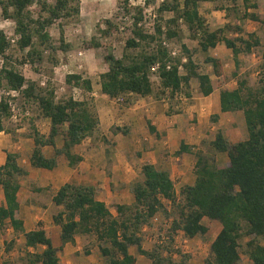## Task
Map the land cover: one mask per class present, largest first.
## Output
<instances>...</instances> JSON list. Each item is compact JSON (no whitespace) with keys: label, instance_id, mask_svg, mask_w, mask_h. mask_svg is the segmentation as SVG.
Segmentation results:
<instances>
[{"label":"trees","instance_id":"16d2710c","mask_svg":"<svg viewBox=\"0 0 264 264\" xmlns=\"http://www.w3.org/2000/svg\"><path fill=\"white\" fill-rule=\"evenodd\" d=\"M202 1L210 0H163L158 12L171 11L173 15L164 22L155 23L153 31L142 24L144 13L142 8H138L134 16L133 36L126 40L125 49L139 48V52L134 55L125 52L122 57L106 54L104 60L108 69L100 74L97 84L102 93L111 98L128 94H154L157 98L176 102L180 93L192 96L191 83L195 78L199 82V91L207 96L223 85L225 76L224 61L211 55V49L223 43L232 51L235 64L233 76L238 77L241 55L253 53L258 48L261 64L257 84L250 85L247 78H239L236 88L220 90L223 112H243L247 138L230 142L225 132L218 129L215 138L208 142L215 152L228 154L226 166L218 165L214 155L201 149L195 151L193 146L182 142L176 155L185 152L196 155V180L193 184L183 185L179 193L169 170L159 169L152 163L143 164V178L132 186L134 202L115 204L116 214L105 201L97 198L95 185L65 183L53 195L54 203L62 206L53 216L54 222L61 227L59 246L54 245L41 223L37 228L26 231L24 220L19 215L18 192L20 180L30 172L20 164L19 153L8 151L5 163L0 165V192L4 195V202H0V227L9 224L17 237H24L27 248L35 249L28 252V264H61L65 245L75 244L76 237L80 235L96 237L105 264H137V256L131 251L133 247L148 258L150 264H191L193 255L176 247L175 236L180 231L190 239L206 235L209 226L204 223L205 218L218 220L222 226L210 245L205 264H243L244 253L254 264H264V36L255 31L246 33L243 25L247 18L262 23L264 20L259 13L249 11L258 8V2L242 0L245 12L236 23H226L212 29L201 13ZM232 1L235 5L239 0ZM123 3L128 8L131 0H123ZM0 13L15 24L22 63L42 64L46 55L53 63H58V50L67 51L70 47L65 43L63 20L80 15L81 0H0ZM57 21L60 27L58 46L49 31ZM181 21L190 35L198 39V46L191 47L183 42L178 54L173 55L171 46L164 42L181 40ZM105 23L106 28L99 26L97 29L102 36L111 34L114 27L109 19ZM88 45L97 48L101 43L94 35ZM11 46L12 40L0 27V57L4 60L0 68V86L5 82L8 88L20 90L37 103L41 116L51 119L47 136L37 127L32 128L35 147L30 155L31 165L55 168L58 165L57 157H46L42 148L45 145L55 146L56 139L62 137L64 144L61 148L55 147L56 156L63 154L70 166H76L83 158L74 152V148L99 129L98 111L91 104L93 97L76 99L71 95L57 101L53 89L27 79L9 63L13 57L9 54ZM198 52L205 55L204 60L211 64L215 77L201 71L196 61ZM156 63H159V68L153 72L152 67ZM153 74L158 76V91ZM66 83L69 87H80L89 93L94 89L93 79L77 72L67 74ZM10 116V105L2 97L0 132L7 130L5 119ZM218 117L217 114L211 116L213 121ZM148 123L150 130L155 132V127ZM113 130L128 133L125 127H113ZM166 200L171 208H168ZM159 213L172 217L169 234L147 249L143 245L142 231ZM245 238L248 240L244 245ZM14 244V239L9 242L8 252ZM85 253L90 254L91 250L85 249ZM2 264L10 262L5 260Z\"/></svg>","mask_w":264,"mask_h":264},{"label":"crops","instance_id":"0c3cea01","mask_svg":"<svg viewBox=\"0 0 264 264\" xmlns=\"http://www.w3.org/2000/svg\"><path fill=\"white\" fill-rule=\"evenodd\" d=\"M222 44L211 49L210 53L221 58L225 63L224 57L215 52L221 48ZM228 53L233 57L232 51ZM229 64H224L225 76L221 87L215 88L207 96L192 94L187 99L178 98L181 101L177 103L168 98H157L154 94L147 96L128 94V105L120 106L115 102L116 97H109L102 93L100 86L95 88L94 85L91 95L94 96L98 111L99 128L103 136L115 143L114 150L109 148L108 144L101 142L98 143L97 151L93 141L96 137L94 134L89 135L74 148V152L81 155L83 159L73 167L69 165L65 155L56 156L55 147L61 148L64 144L62 137L56 139L55 146L45 145L42 148L46 157H57L58 160L55 168L47 169L31 165L30 155L35 147L31 133L25 137L14 138L8 130L0 132V165L5 163L8 151L17 152L20 154V164L30 172L28 176L20 180L21 187L18 192L19 215L24 220L26 231L37 228L41 223L49 235L53 233L50 236L54 245L61 244V227L54 222L53 216L62 209V206L54 203L53 195L65 183L95 185L97 198L105 201L109 207V203L116 198L117 203L121 204L134 202L132 186L135 181L143 178L142 166L145 163H152L159 169L169 170L178 193L183 185L193 184L196 180L197 157L189 152L176 155L182 142L193 146L195 150H205L203 144L211 142L218 129L225 132L230 142L245 139L248 135L242 111L223 112L221 110L220 90L234 89L238 86L237 76H233L235 66L228 72L226 67ZM211 77L213 78L214 75L211 74ZM213 114L219 116L216 121L211 118ZM36 122L38 130L47 136L51 129V119L40 116ZM148 122L155 127V132L150 130ZM119 126L128 128V133L113 130V127ZM245 131L246 135L240 137L239 135ZM123 141L126 142L123 143ZM214 156L220 166H226L229 162L226 152H216ZM0 202H4L3 192H0ZM205 219L204 223L208 225ZM212 223L216 225V232L209 239L210 245L222 227L218 220H213ZM8 230L14 232L13 228L8 227ZM94 237L77 236L76 243H67L63 252H80L82 247L79 242L91 239L95 241L96 249L92 248L87 256H92L94 251L101 254ZM136 256L137 264L139 261H142V264H150V260L145 256L140 254ZM246 256L249 259L248 264H254L250 257ZM89 263L97 264L92 259ZM99 264H105V260Z\"/></svg>","mask_w":264,"mask_h":264},{"label":"rangeland","instance_id":"374dc122","mask_svg":"<svg viewBox=\"0 0 264 264\" xmlns=\"http://www.w3.org/2000/svg\"><path fill=\"white\" fill-rule=\"evenodd\" d=\"M53 1V0H50ZM163 0H131V4L128 8L124 7L123 0H81V13L79 16L64 19L63 24L65 28V43L69 44L70 47L67 51L58 50L57 56L59 58L58 63H53L48 55L45 56V60L42 64L32 65L30 62L22 63L23 57L21 51L17 46V39L15 42L12 41V46L9 50V54L12 57L9 63L17 67L29 80H34L39 82L42 87H50L55 92V99L57 101L66 98L68 96H73V91L75 88L80 87H69L66 83L67 74L72 72H77L83 74L84 77H91L94 81L95 88H99L97 81L100 79V74L107 71L108 65L104 60V56L108 53H112L117 57H122L125 52L134 55L139 52V48H130L128 51L125 49L126 40L133 36L132 30L134 28V16L137 15L138 8L143 9L144 20L142 24L149 31L154 30L155 23L164 22L165 19L171 17L173 13L171 11H165L163 13L158 12V7ZM172 2L173 0H168ZM182 2V0H180ZM258 2V8H251L249 11L258 12L264 20V0H254ZM34 9L36 6L33 7ZM201 13L207 18V23L212 29H217L224 26L226 23L234 24L238 21V18L244 14L245 8L243 6L242 0H239L237 4L234 5L232 0H210L201 2ZM111 20L114 24L113 31L107 36H102L97 29L99 26L101 28H106V20ZM245 25L246 33L255 31L259 35L264 36V23L261 21H253L251 19H245L243 21ZM0 27L7 33L11 38H16L15 24L9 19H5L0 13ZM51 36L54 43L58 46L60 44V27L59 22L55 23L49 28ZM96 35L100 47H90L88 44L92 36ZM185 42L191 47L198 46V39L193 38L190 35L188 28L181 21V40H171L169 42L171 48H180V44ZM215 52L219 56L224 57L225 63H230L226 67L227 71L230 72L231 67L235 66L233 63V57L228 55V48L222 44ZM79 52H82L80 55ZM228 58V60H226ZM242 65L240 70L239 78H247L250 85H256L258 82V69L261 64V52L259 49H255L253 53L242 54ZM205 55L202 52L196 54V61L201 67V71L209 72L213 74V68L211 64L205 62ZM233 60V61H232ZM4 63L3 58L0 57V68ZM61 64H66L67 69H63ZM81 64L82 67L78 68ZM71 71V72H70ZM183 72L185 70L183 69ZM215 77V76H214ZM155 82V88L158 91V76L156 74L152 75ZM45 82L44 84L42 82ZM199 82L197 79H192L191 83V94H202L199 89L197 90ZM78 99H83L86 97H93L91 104L95 106L94 96L91 93L84 91L82 88ZM0 90H8V86L4 82L0 86ZM193 92V93H192ZM184 94V93H182ZM124 101L115 102L120 105H128L129 95H123ZM176 103L180 102V99L175 100ZM27 106L31 110V115L21 116L22 118L15 119L9 117L5 119V127L10 131L12 137H25L27 134L32 132L33 127H37V119L41 116L37 103L28 99L22 92L18 99V107L25 108ZM96 107V106H95ZM21 111V110H20ZM12 114V111H11ZM227 121V120H226ZM246 124V123H245ZM126 126V125H125ZM124 126V127H125ZM126 128V127H125ZM247 131V128H246ZM246 131L239 136L242 137L246 135ZM96 137L93 141L97 149L99 150L98 143L104 142L108 144L109 148L114 150L115 143L107 139L102 135L100 128L93 133ZM248 134V131H247ZM248 135H246L247 137ZM231 137V135H230ZM237 139V138H236ZM126 141H123L125 143ZM204 152L210 155H215L216 152L211 148L209 143H204ZM103 147V146H102ZM199 149H196L197 151ZM114 200V199H113ZM117 198L110 202L109 205L113 212L116 214L115 204H117ZM168 208L170 207V202L165 201ZM171 208V207H170ZM172 217L168 218L161 213L157 214L150 225H146L142 231L144 241L143 245L147 249H151L156 243L159 242L161 238L167 237L169 234V228ZM205 222L209 225V231L206 235H199L192 239L187 238L182 231L178 232L175 236L176 247L181 248L183 251L189 252L193 255L191 264H205V259L209 257L210 253V237L216 232V225L205 219ZM12 228L9 224L0 227V264L3 261H9L10 264H28L27 255L29 251H35L33 248H27L25 246V240L23 236L17 237L15 233L11 230ZM50 235H53L51 233ZM96 237H94L95 239ZM15 240L13 248L8 252L7 246L11 240ZM7 240V243L6 241ZM243 244L245 245L246 240L244 239ZM59 242V241H58ZM82 249L79 252L69 251L61 253V264H90L89 261L92 259L93 262L103 263V255L97 253V251L92 252V256L88 257L85 253V249H96L95 241L87 239V241L79 242ZM245 247V246H244ZM131 251L136 255H139L137 248H131ZM99 252V251H98ZM247 254H243L242 262L243 264H248ZM138 264H142L139 261Z\"/></svg>","mask_w":264,"mask_h":264},{"label":"built area","instance_id":"2783aa9c","mask_svg":"<svg viewBox=\"0 0 264 264\" xmlns=\"http://www.w3.org/2000/svg\"><path fill=\"white\" fill-rule=\"evenodd\" d=\"M16 39H17V36H16V38H11V40L13 42H15ZM164 43L167 44L168 46H170V44L168 42L165 41ZM171 50H172L171 53L173 55H177L178 54V50L176 48H172ZM79 54L81 55L82 52H79ZM185 59L186 58H184V60ZM61 66H62L63 69H65V70L67 69V65L66 64H61ZM81 67H82V65L79 64L78 68H81ZM158 68H159V63H156L152 67V71L153 72H157ZM181 70L183 71L182 67H181ZM42 83L44 84L45 82L43 81ZM80 92H81L80 88H75V90L73 91V97L78 99ZM20 95H21V91L20 90H15V89H12V88H8L7 91L6 90H2V91L0 90V100L2 99V97H4L7 100V102L10 105V109L12 111L11 117H13L15 119H19V118H22L23 116L31 115V110L27 106H25L24 109L18 107V99H19ZM178 96H179L180 99H182V98L187 99V96H185V94L180 93ZM116 101H124V96L123 95H119L118 97H116Z\"/></svg>","mask_w":264,"mask_h":264}]
</instances>
